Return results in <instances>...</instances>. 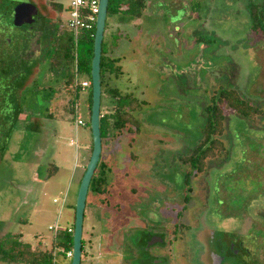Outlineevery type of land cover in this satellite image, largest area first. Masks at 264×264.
<instances>
[{"label":"rangeland","instance_id":"1","mask_svg":"<svg viewBox=\"0 0 264 264\" xmlns=\"http://www.w3.org/2000/svg\"><path fill=\"white\" fill-rule=\"evenodd\" d=\"M250 1L261 0H148L140 19L107 17L102 51L114 60L107 82L139 104L130 114L140 126L137 134L123 133L102 146L107 189L87 193L80 264H212L193 244L197 241L188 239L187 227L173 226L184 206L185 226H192L195 216L204 222L226 218L214 228L239 235L256 262L254 244L263 237L260 226L264 229V121L253 123L223 108L222 140L229 156L209 161L203 174L191 178L187 205L182 202L186 167L179 162L201 140L203 109L215 91L235 89L264 110V41L250 32ZM29 3L37 9L33 23L16 25L18 6ZM67 5V0H0L5 105L10 97L18 101V70L6 74L9 62L45 61L51 18L63 24ZM45 69L39 84L59 85L44 77ZM77 79L89 78L78 74ZM88 95L87 88L76 95L56 91L50 102L42 93L24 96L23 114L0 150V239L19 235L25 244L40 242L50 249L49 227L58 222L74 230L77 192L91 156ZM69 99L77 106L74 113L66 108ZM115 105L103 86L100 112ZM78 120L84 125L76 127ZM153 228L163 231L156 235L162 242L145 247L141 238ZM71 262L61 252L54 264ZM229 264L245 263L239 258Z\"/></svg>","mask_w":264,"mask_h":264},{"label":"trees","instance_id":"2","mask_svg":"<svg viewBox=\"0 0 264 264\" xmlns=\"http://www.w3.org/2000/svg\"><path fill=\"white\" fill-rule=\"evenodd\" d=\"M52 8L58 12L64 10L61 4H52ZM147 8L148 0H108L107 17L110 14H123L128 19H140L146 13ZM247 12L250 22V32L255 35H260L264 41V0L258 3L250 1L247 4ZM51 20L52 26L48 31L50 49L46 60L42 62L41 60L34 59L28 63V61H23L25 59L20 62L21 58L18 61V66H15L17 62L13 60L7 66L6 74H11L14 70H18V84L16 83L18 87V101L13 99V97H10L9 105H5L3 100L0 101V150L4 149L6 141L10 138L14 130L15 122L23 114V99L26 93H42V100L45 102L53 100L54 93L59 90L76 95L82 90L80 87H74L73 85L76 74L77 76L78 74H82L89 78V95L86 102L90 118L92 99L91 60L93 57L95 27L91 32H81L76 44L73 34L65 26V21L62 24L56 17H52ZM75 54L77 55L76 72L74 71ZM113 61H108L103 56L101 48V95L104 86L106 96L110 97L116 103L111 112H106L100 118L101 146L118 139L123 133L137 134L140 126L137 120L130 114L132 111L140 110V106L136 100L132 99L128 94L122 95L117 89L109 87L107 81L112 73ZM44 66L46 68L43 72L44 77L50 81L52 77L57 81L60 80L59 85L39 84L40 81L37 76L40 75ZM3 71L4 69L1 70V72ZM8 90L5 89V91ZM214 94L210 99V103L203 109L205 118L201 140L189 154L179 158V162L186 167L183 183L188 194L192 192V187L190 186L191 178H196L203 174L207 169L209 161L222 158L226 159L229 156V152L226 150L224 141L222 140L226 130V117L223 108H227L240 118L250 120L253 123H257L260 120L264 121V110L245 100L237 90L220 88ZM66 108L71 113L77 110V106L74 105L72 99L68 100ZM47 116H50V114ZM88 149L91 155L92 142ZM106 189V166L104 163L99 162L91 179L88 191L91 190L96 194H104ZM188 194L184 198L185 205L190 201ZM72 234L73 232L68 233L66 230L58 232L53 236L50 249L40 247V244H42L40 242L37 244V247L25 244L20 240L19 235L2 238L0 239V262L11 264H54L55 258L53 252L56 247L63 248L64 252L72 250ZM82 250L83 248L81 247Z\"/></svg>","mask_w":264,"mask_h":264},{"label":"water","instance_id":"3","mask_svg":"<svg viewBox=\"0 0 264 264\" xmlns=\"http://www.w3.org/2000/svg\"><path fill=\"white\" fill-rule=\"evenodd\" d=\"M108 0H99V12L96 19L95 34L93 41V57L91 60V115L89 125L92 136V152L89 161L85 167V172L79 184L76 204L75 218L73 230V245H72V262L71 264L81 263V247H82V227L84 218V209L86 197L91 179L97 168L101 155V137H100V102H101V78H100V60L101 48L107 18ZM37 14V9L32 4H21L15 17V24H31L34 21V16Z\"/></svg>","mask_w":264,"mask_h":264},{"label":"flooded vegetation","instance_id":"4","mask_svg":"<svg viewBox=\"0 0 264 264\" xmlns=\"http://www.w3.org/2000/svg\"><path fill=\"white\" fill-rule=\"evenodd\" d=\"M64 11V10H63ZM62 11V12H63ZM62 14V13H61ZM184 187V186H183ZM192 187V186H191ZM184 190L186 193L182 195V202L184 201L185 195L188 194L185 187ZM193 191V190H192ZM192 193V192H191ZM189 193V194H191ZM188 194V195H189ZM190 196V195H189ZM185 207V206H184ZM183 207V208H184ZM182 211L178 212L176 215L177 221L173 224L175 228L180 226L181 228H188L185 233H187L188 239L191 238V241L197 247H201L200 250L201 255H207L208 259L212 262V264H229L232 263L236 259H241L242 263L245 264H264V229L260 226L258 229L259 232L263 233V237L260 239H256V243L254 244L255 253L257 256L256 262L250 259L251 252L245 246V244L240 239L239 235L234 234V232H227L225 230H218L214 226L219 222L225 220L224 218L220 221H217L213 218H210L208 222H204V219L201 217H194L195 223L192 226H185L183 222H181ZM209 209V208H208ZM180 220V222H179ZM204 222V223H203ZM154 229V228H153ZM154 233L146 234L141 238V242L145 245V247H151L158 243V241L162 242L157 234L162 233L163 231H158L154 229ZM171 233V232H170ZM181 235L183 234L180 232ZM212 256V257H211ZM246 258V260H245Z\"/></svg>","mask_w":264,"mask_h":264},{"label":"built area","instance_id":"5","mask_svg":"<svg viewBox=\"0 0 264 264\" xmlns=\"http://www.w3.org/2000/svg\"><path fill=\"white\" fill-rule=\"evenodd\" d=\"M67 16L65 19V26L70 31L73 36L75 43L77 44V38L81 32H91L95 25H96V19L99 12V0H67ZM77 55H74V71L77 70ZM74 87H80L82 90L88 88L90 86V82L88 81H81L79 82L77 79V74L74 78ZM106 114V112L100 113V118L103 117V115ZM83 121L78 120L76 121V127L77 126H83ZM70 145H75V142L73 140L70 141ZM56 202V201H54ZM49 230L53 232V235L55 236L58 232L66 230L68 233H72V228H61L58 224V222L55 223V225L49 227ZM64 252L62 251H56L54 249V258L58 253ZM64 255L67 258H72V250L64 252Z\"/></svg>","mask_w":264,"mask_h":264},{"label":"crops","instance_id":"6","mask_svg":"<svg viewBox=\"0 0 264 264\" xmlns=\"http://www.w3.org/2000/svg\"><path fill=\"white\" fill-rule=\"evenodd\" d=\"M148 9V8H147ZM84 81H88V80H84ZM89 82V81H88ZM81 257H82V255H81Z\"/></svg>","mask_w":264,"mask_h":264}]
</instances>
